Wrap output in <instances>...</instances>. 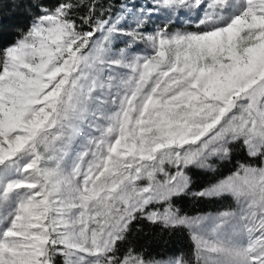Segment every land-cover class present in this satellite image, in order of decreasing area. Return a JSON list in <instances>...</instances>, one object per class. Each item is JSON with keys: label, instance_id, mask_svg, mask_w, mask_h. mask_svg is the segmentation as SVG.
<instances>
[{"label": "snow or ice", "instance_id": "6c2138e0", "mask_svg": "<svg viewBox=\"0 0 264 264\" xmlns=\"http://www.w3.org/2000/svg\"><path fill=\"white\" fill-rule=\"evenodd\" d=\"M27 15L0 42V264H193L122 248L139 219L186 229L194 264H264V0ZM193 169L212 178L191 195L232 205L183 212Z\"/></svg>", "mask_w": 264, "mask_h": 264}, {"label": "trees", "instance_id": "16d2710c", "mask_svg": "<svg viewBox=\"0 0 264 264\" xmlns=\"http://www.w3.org/2000/svg\"><path fill=\"white\" fill-rule=\"evenodd\" d=\"M27 12L28 0H0V42H8L16 37L18 29L28 22ZM242 159H244L243 153L237 145L232 163H222L219 167L224 174H227L235 162ZM190 174L193 177V184L189 193L175 201L183 212L195 215L196 213L216 212L232 205V201L228 198H200L191 195L192 192L203 188L212 177L197 169H193ZM129 242L137 248L145 249L164 258L179 253H183L190 261L193 258V243L188 231L184 228L166 229L159 224H151L139 219L131 225L128 241L121 247H127Z\"/></svg>", "mask_w": 264, "mask_h": 264}, {"label": "rangeland", "instance_id": "374dc122", "mask_svg": "<svg viewBox=\"0 0 264 264\" xmlns=\"http://www.w3.org/2000/svg\"><path fill=\"white\" fill-rule=\"evenodd\" d=\"M133 2H135L137 5H144V4H148L149 6L151 5L152 3V0H133ZM162 21H163V17L160 16V17H157V16H153L149 21H148V24H147V29L149 31L153 30L157 25H160L162 24ZM177 27H181V25L179 24H175L173 25V28H177ZM121 45H117V47H119ZM141 50L143 51L144 50V46L141 45ZM222 210H225V209H222ZM222 210H219V211H222ZM218 212V211H216ZM208 213H215V212H208ZM194 264V257L192 258L191 260Z\"/></svg>", "mask_w": 264, "mask_h": 264}]
</instances>
